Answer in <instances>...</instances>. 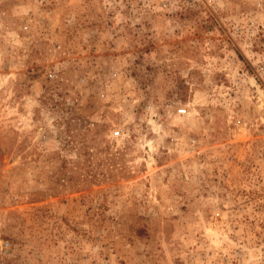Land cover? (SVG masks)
<instances>
[{"label":"rangeland","instance_id":"obj_1","mask_svg":"<svg viewBox=\"0 0 264 264\" xmlns=\"http://www.w3.org/2000/svg\"><path fill=\"white\" fill-rule=\"evenodd\" d=\"M0 264H264V0H0Z\"/></svg>","mask_w":264,"mask_h":264},{"label":"built area","instance_id":"obj_2","mask_svg":"<svg viewBox=\"0 0 264 264\" xmlns=\"http://www.w3.org/2000/svg\"><path fill=\"white\" fill-rule=\"evenodd\" d=\"M181 111H184L185 109H180ZM119 133V131L118 130H115L114 131V134H118Z\"/></svg>","mask_w":264,"mask_h":264}]
</instances>
